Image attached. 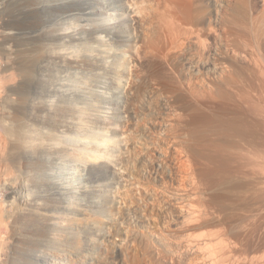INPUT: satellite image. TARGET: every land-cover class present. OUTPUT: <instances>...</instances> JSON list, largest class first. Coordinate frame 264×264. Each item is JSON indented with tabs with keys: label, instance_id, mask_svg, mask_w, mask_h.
I'll return each mask as SVG.
<instances>
[{
	"label": "rangeland",
	"instance_id": "374dc122",
	"mask_svg": "<svg viewBox=\"0 0 264 264\" xmlns=\"http://www.w3.org/2000/svg\"><path fill=\"white\" fill-rule=\"evenodd\" d=\"M140 1L142 2V4H140ZM143 1L144 0H136V3L138 4V11L139 13L141 12L140 16L143 19L142 21L144 22L143 27L140 29V31H138L139 33L138 32L136 33L137 36L135 35V39L138 42L136 43L133 42V43H128V44L125 43V44L119 45V47L117 44L111 45V49L113 50H111L112 57L111 55L110 57L112 59L108 58L109 61L107 64L111 68L112 66L110 65H114L113 66L114 68L112 69L113 70L115 69V71H113V75L111 76L113 77L114 80L119 77V79H116V80L118 81L120 80L119 82L117 81L118 87L124 84L122 88L120 87L118 88L116 83H112V84L111 82H109L110 84L108 82L106 83L105 78L101 76V74H98L96 76V79H97L96 86L97 87L96 86H95L96 88L91 87L93 88L91 89L89 87V84L91 83V80L93 79L92 78L93 73L90 70H88V67L86 66L80 67V66H76L75 64L74 60H78V61L81 60L82 63L87 62V61L88 63L91 61H94L95 59L94 57L97 56V54H99V50L102 51L104 50V48L106 49V47H103V46L96 45V48H95L93 47L94 45L92 44L88 45V43L86 44L83 43L82 47L81 45L79 47L78 46L75 47L72 45V43L70 42L64 43L62 40V42L60 41L56 43L53 42L52 44H50V42L49 43L41 42V43H36V44H22V46L18 47V50L16 49L17 47H14L16 50L12 48L13 52H11V55L8 61H6V59L0 55L1 56L0 57V68L1 67L3 68L5 66L7 68L10 67L11 69L9 68V71H10L9 73H13V75H16L15 77L18 79L17 83H15L16 85L13 84L11 85V87H9V89L11 90H9L8 98L6 100V103L4 104L6 107L5 108L6 111L9 110L7 111V116L9 115L10 117L6 116L3 119L5 120L7 119L6 122L8 124L6 123L5 124L8 126V127L6 126L7 129H10L8 131L10 134L8 135L10 137L9 136L8 137L11 141L10 144L12 145H9L10 149L8 151L9 153L8 160H7L8 162H6L5 160V162L3 163V166H4L3 169L6 171L10 169L9 171L11 175H12V172L13 174H15V175H12L11 178L17 177L19 180H21L26 177L25 178L26 181H30V180L32 181L34 179L33 182L35 183L39 182L38 180H41L40 177L37 178V176L40 175L39 171L46 169V168L48 169V171L49 170L51 171V172L49 171L50 174L48 175L50 178L51 177L53 178V176L55 175L63 176L65 175V173L66 174L68 173L69 174L68 177L70 176V178L73 177L72 179H75V181L73 182L74 183L73 189H67L68 191L65 189L66 192L63 190L62 191L59 190L60 193L65 192V195L62 194V196H60L61 198L60 206L62 205V208L63 207L64 208L63 210L56 212V217L68 216L67 217L68 219L74 217L73 221L76 222L75 223L72 221L71 226L73 225L74 226L73 228H75L78 231H76L75 229L68 230L67 224H66L67 222L64 223L62 220H60L59 222L58 220V223L64 224V225L60 224V229H61L60 231H61V235L64 236L62 238L69 240L68 248H77L83 244V243H80L81 241H79L81 239L79 235L81 234V232L79 233L80 231L79 229H82L83 226L85 227L83 228V230H85L88 228V226H90L91 224H94L95 225L94 228H96L97 231L99 232L108 231L109 233H111V237L113 238L103 241L99 239L97 234L96 235L90 234L91 230L90 231L89 229L86 230V231H89L88 243L92 242L90 243L92 244V246H90V249L93 248L94 251H96L93 254L94 255L93 257L94 258L96 257L93 260L94 264L95 263L96 264L98 263L99 264L100 263L102 264H108V263L109 264H120V263L121 264L122 263L123 264H175V263L176 264H187L184 259L183 250L181 251V249H178L179 246H182V244H184L185 233H188V231L195 232V230L196 232H199V230L202 231L203 228L204 229L206 228L205 230L210 229V228L213 230L216 228L222 229L224 227L223 231H225V233L227 232L228 234L229 233L231 234V231H232L233 233L232 235L235 236L237 234L236 232H240L235 237H238L239 234H240L239 237H241L243 236V233H245L244 226L247 225L246 223H249V220L252 217L251 215H255L257 213L258 211L257 209L259 208V205H260L259 203H257L258 205L257 206L255 203L256 200H254L255 193L258 190L259 181L254 175L255 173H253V170L251 169V164L247 161L248 164H246L245 166L244 162L242 163L243 160L241 159L239 160V157L244 158V157H247L248 155L249 156L254 155V153L252 154V151H251V154H249L250 153L249 149L255 151V149L251 148L254 143L256 144V146L255 144L254 146L255 147L258 146V149L262 145H264L263 144L264 138L262 137L264 136V127H262V125L260 126L262 122L261 118L257 119V117H255L258 120L256 121L254 117H253L254 119L253 120L252 116L251 117L249 116L247 119V120L250 119L248 121V126H249L250 121L251 122L253 121V123L255 121L256 123L258 122L257 124L255 123L253 125H254V128L257 129L258 133L260 134H258L257 131L253 128V125L249 126V128L252 127L250 129L251 131L249 130L248 126L247 127L245 126L244 128L243 126L241 127L238 126L239 129L238 127L236 129L234 127L231 128L230 122H233L234 119L236 121L237 119L235 117L240 116L239 115L240 111H238V109L236 110L234 109L237 107H235L234 102L230 100L231 97L228 99L231 101V103L230 102L227 103L228 100L222 97V96L225 97V95L224 94L222 95L223 92L220 94L221 91L219 92L221 97L216 93L220 97L219 99L217 95L213 97L215 100H213L212 97L207 98V96L210 97L213 94L211 93V91L212 92L216 91L217 88L215 87L219 88L221 86L220 84L221 82L225 86V83L227 84V82L224 83L222 79L225 78L230 73L231 74L229 76L233 77L231 78L232 81L231 79H229L230 83L234 81L233 79L235 75L232 76V74H234L232 73L234 71V68L236 69L238 68L240 69V71L243 70L239 68L241 67L239 65H237V67L233 66V68L231 69L233 63L232 62L230 63V61L228 62V60H231L228 57H230V55L232 54V51L233 52L236 51L235 48L237 47V45L238 47H240L239 45L241 44L242 46L243 42L244 44H245V41L248 43L250 42L252 46L253 45L256 46V47L254 46L255 47L254 49L258 48L256 51H258L259 54H262L264 56V51H262L261 47H258L262 43L261 39L264 38L262 37L264 36L263 35L264 34V2H263L264 0H191L193 4L190 3V0H186V1L185 0H179V1L178 0L177 1L176 0H148V1L145 0L147 1V3ZM193 1H195L196 3H194ZM250 1L253 4H251ZM188 7L190 8V10L188 9ZM139 8L141 9L144 8V9L141 10ZM186 8L189 12L188 14L189 15L191 14V17L188 14H186L187 12L185 13V11H187ZM115 12L116 11H109V14L115 13ZM109 14H104L102 16L96 17L98 19L96 20V23L98 22L100 24H103L105 22L110 23L109 21H114V18H111ZM180 14L182 15L180 16ZM146 15L147 17H145ZM186 15H188L190 18H187L188 16L186 17ZM197 15L201 17H198ZM192 16L196 20H199V19L200 20L197 22H193V23L191 21L190 23L189 19L193 18ZM169 18L171 19L175 18L176 20H179V21L180 20L183 21L184 19V23H186L184 24L185 25L184 28H188L189 26H195L196 28L198 27L197 30L199 31L201 30L200 31L201 33L202 31H205L204 34H206V36L202 33L201 36L204 35L205 37L201 40L202 42L206 41L207 43L193 42L194 44H192V40L190 38L191 34L190 36L189 34H186V35L184 34V39H181V41L179 40L174 43L172 41L169 42L170 39L165 33L164 24H163ZM203 18L205 19L203 20ZM80 23L81 22H78L73 18H68L67 16H63V15H57L56 17L53 18V21L49 23L46 30L52 33L59 32L60 35L62 34L63 37H66L67 33H69L68 31H70L74 27L78 29ZM87 24L88 23H86L85 25ZM144 26L146 29L144 28ZM199 28H202V29H199ZM211 32H213V34ZM157 33H159V36ZM215 34L219 35L220 37L217 35L215 36ZM212 35L214 36V39L212 38L213 37ZM215 38H217V42L215 41ZM181 42H182V45H181ZM197 43L199 44L197 45ZM201 44H204V47ZM202 47L204 49H202ZM238 47L236 48L237 50L239 49ZM199 48L203 53L199 50ZM146 50L148 52H146ZM95 51L96 52L98 51V52L96 53ZM108 51H110V48H108ZM204 51L206 52L204 53ZM81 54H83L84 57H82L83 55ZM137 54H139L140 56L143 55L141 56L140 60L137 59L139 61H136L135 59V56ZM147 55L149 58L147 57ZM143 57L146 59H144ZM226 57L228 58L227 61H226ZM126 62L127 63L132 62L133 64L131 63V66L133 68L130 66V71H128L129 73L127 72V74H123L122 68L124 65H126ZM226 62H227L228 67L226 66ZM93 63L92 64L95 65V61ZM134 63L136 65H134ZM7 64H10V65L8 66ZM214 65L215 66L220 65V67H222L224 70L223 73L221 72L217 73L219 77H217L218 75L214 74V71H213ZM115 66L117 67L115 68ZM84 68L86 69L84 70ZM225 70H228L226 71L228 72L227 74ZM134 71L135 72L137 71V72L135 73ZM237 71H238L237 76H236L237 78L235 77V79H238V78L241 79L240 78L241 74L239 73L240 71L239 70ZM98 73L100 72L98 71ZM114 73L115 74L117 73L118 75L116 76ZM221 75L222 77H220ZM213 76H215L214 78L216 77L217 79L219 78L218 81L220 83L216 79H215L216 80L215 82V80L213 79ZM41 79L45 80L44 83L46 84V86L44 87L45 89L42 88V90L37 91L35 89L36 87L33 88L32 86H36V84H38ZM101 81L103 82L101 83ZM213 81L216 83V85L218 82L219 86H215L214 85L215 83H212ZM31 82L34 84L32 85ZM207 82L210 85L209 87H208ZM26 85L27 86L29 85V86L27 87ZM205 85H207V87ZM23 86H26V87H23ZM124 86L126 87V89ZM202 87L203 88L205 87L207 89H203ZM211 87L213 88L211 89ZM15 88H17L18 90ZM206 90H208L209 93ZM218 91L219 90H217L216 92ZM207 93L210 94V96ZM228 97L229 96H226V98ZM216 99L220 101L217 100V102H215ZM222 99L223 101H221ZM211 102H213L214 104ZM229 112L231 114H229ZM233 114H236L237 116ZM226 117L227 118L229 117V118L227 119ZM3 119L0 120V122L2 121L5 122ZM230 119H232V121ZM12 122H25V125H27L26 128L28 129L27 132L25 131L26 133L24 132V135H25L24 138L26 140L24 138L22 139V136H24L23 134H20L21 135L20 136L17 132V129H15V127L13 128V126H10V123ZM159 122H161V124ZM162 122L163 124H167V125L169 123L168 127L164 128L163 126H161ZM251 122L250 124H252ZM263 122H264V119H263ZM228 125H230V127H228L227 129ZM85 126L91 128L90 132L87 134H85L83 130ZM257 126L258 127L260 126V129L262 128V131H260V129H258ZM241 128L243 129V131L241 130ZM237 129L239 130L240 133L238 132ZM29 130L30 132H28ZM225 132L226 133L228 132V133L226 134ZM229 132H230V135H229ZM237 133L241 134V135H238V138L236 136ZM244 133L245 134L248 133V134H246V136L244 137L245 135ZM93 136L94 138L95 136H97L96 137V139L98 138L97 142L101 144L103 143L107 146L109 145L108 148L110 147L111 152L109 155L108 154L104 155L105 156L104 161H107V160L109 161L107 163L109 164L108 166L110 167V170L112 172L113 170H115V169H111V166H113L112 168L117 167L116 170L118 169L120 171L125 172L128 177H126L127 179H125L124 181H119L117 179V176L111 173L109 174L110 176H107L106 178L102 179L100 182L92 185V186L98 185V188L94 187L93 189H96V191L99 190L100 192V194L99 192L96 193L98 194V196H91V197H94V199L91 198V200L93 199L92 201H99L100 199L101 202H99L98 205H96L99 210L95 209L92 213L88 212V215H84V216L83 215L78 216V213L77 215H74V214L66 215V214H69V212L72 213V211H69L70 209L71 210L73 209V212L74 210L75 211L77 210L76 209L78 208L77 203L79 201L78 192L80 191L81 187L86 184L90 185V183H88L89 180H87L88 177L84 175L82 165H80V163L88 160L87 156L90 157L89 153H92L90 152L91 149H89L91 148V146L89 145V147H85L84 144L87 146L88 145L87 143L93 140L92 139ZM231 136H235L236 138L234 137L230 138ZM260 136L262 137V140ZM259 137H260V140H259ZM244 138H246L247 140ZM244 140L246 141L247 144L243 142ZM212 142H214V147L216 148L218 147L217 149H220V151L223 154L226 153L227 155L222 156L223 154L221 153L222 154L221 156L223 158L220 156L217 157L218 156L217 154H219L220 152L216 151L218 152L216 154V152L214 151L216 148L211 147L213 146ZM237 142L239 143L241 142L243 144H239ZM256 142L257 143L262 142L261 143L262 145L260 144L258 145ZM215 143H218V144H215ZM248 143L251 144L250 145L251 147L248 145ZM155 145L158 146L160 149L162 148V152H164L163 153L164 155L161 160L162 161L161 167L160 169H158L159 171L158 170L156 171V167H155L156 166L155 164L156 157H155V152H154V148L156 147ZM221 145H225L230 148H227L228 149L227 150L225 149V146L221 147ZM240 145H243V146H240ZM244 145L247 146L246 148H249L247 149L249 151L246 153L245 151L247 150H243V151L240 150V149L245 148ZM210 147L213 149L210 150ZM235 147L238 149H236ZM184 148L185 149L187 148V151H190L189 152L190 155L191 153L193 154L192 155L193 161L195 160V162H193L195 163L193 165V168L194 166L196 168V169L194 168L195 171L193 169L194 173L200 172L201 174L202 172L207 170L208 173H206V171L204 172L206 173V175L204 173H203L204 176L200 175L202 179L204 177H206V179H209L207 177L208 176L207 174H209V177H211V175L214 174L215 170H216L215 172H217V168L214 167L215 170L213 168H210L211 164H213L211 165L212 167L213 166L219 167L222 164L220 162L225 159L227 162L225 160L224 161L227 164L225 165V162L223 164L225 166H229V163L231 162V160H233L234 157L236 158V156L234 155H237V154H239L238 160H236L235 158L234 159L236 162L237 161L238 162H237V165L235 163V167L234 166L233 167L234 169L236 168L235 170H237V168H242L240 166H243V168L246 167L247 171L245 168L244 169H245V176L247 178L243 176L244 175V173H242L244 172L243 168H242L243 169L242 172L240 171L243 175L236 174L237 172L239 173L240 169H238L237 172L234 171L231 165L232 163H230L231 171L229 172L230 174H232V170L234 172L233 173L234 175H232L233 177L228 176L230 179L227 176H225L229 174L225 171V169H228V168H225V169L223 168V170L227 174L223 172V170L219 169L220 177L218 175H215L217 173L214 174L215 176H212V177H215V179L219 178V181H220L219 182L218 179L217 180L214 179L213 181H215L216 183L213 182V184L208 183L206 179L202 180L200 177H199L200 179H198L196 175L199 176V174L195 173V178H196L195 181L196 183L198 181V183L190 187L187 182L184 183V180H183L184 176L181 175L182 173L184 174V168H183L184 163H185L184 160L186 159L185 156L187 154L186 153L187 151ZM234 148L236 151L235 150L233 151ZM258 149L256 148V150ZM225 150L226 152H223ZM238 150H240L241 152ZM263 150H264V146L261 149H259L258 152L256 151L257 153L255 152V154H258V153L264 154ZM33 151H35L36 154ZM261 151L263 152L261 153ZM26 152L30 153V155ZM32 152H33V155L35 154L34 155L35 157L31 154ZM78 152L82 154V157H81L82 159L79 157V155H77L79 154ZM208 152H211L209 154L211 158L210 157L208 158H210L211 160L214 159L213 161L209 159L212 162V163H209L210 161L208 162L209 166L207 163V159L204 158L205 154L207 155ZM232 152L234 153V155H232L233 154ZM24 154H25V157H24ZM199 154H201L202 156L204 155V156L202 157ZM69 155L70 157H68ZM225 156L230 161L229 163H228V160L225 158ZM231 156H233V158H231ZM99 158L100 157L96 159H92V161H94L97 164H100L101 158L100 159ZM78 160H80V162ZM217 160H220L218 161V164L220 163L219 166H217L218 164L214 165L213 163L214 161H217ZM5 163H7L9 168ZM221 166L223 167V165ZM206 167H208V169ZM202 168H204V170ZM248 169H251V171ZM35 170L37 171L35 172ZM209 170L211 172H209ZM228 170H230V168ZM30 171H33V172H30ZM154 171L157 172V175ZM25 172H28L27 174L31 173V175H27ZM246 172H250V175L252 176L254 175L252 179L255 182H258L256 183L257 187H256V184H254V181L253 180L251 181V179H249L250 175L247 176L249 173H246ZM223 173H224V176H223ZM16 174H18V176H16ZM220 174L222 175V177ZM20 175H23V177ZM30 176L35 177V178H31ZM155 176L157 178H155ZM235 176H240V177H235ZM224 177L225 178L227 177L228 181H226L227 178L226 180L223 179ZM180 178L182 179L183 182L181 181ZM35 179H38V180L36 181ZM210 179H211L210 181L212 182L213 178H210ZM178 180L180 181V183ZM223 180L226 182L223 183ZM199 181L201 182L200 185H199ZM202 181H204L205 183L203 184ZM109 183H113L112 185H114L113 191L115 195L114 193L111 194L109 192H106L105 188H99V186L103 184L106 185ZM183 183L185 184V186L186 185L187 186L185 187ZM198 185L200 186V188L197 187ZM175 190H176V193H175ZM18 191L21 192L20 189L18 188L14 192L18 194L19 193ZM102 191H104V193ZM36 193L37 192H34V191L31 192V196H34L33 198L36 199V197L38 198L40 195H42L43 199H41L42 197L41 198L39 197L40 198L39 203L40 204L45 203V205H48L49 201L45 199V197L43 196L45 194L43 193L36 194ZM10 194H11V190H9L7 186L3 184L0 185V201L1 203H4L2 204V206L5 207V209L4 207H2L3 211L1 212V214L3 212L4 213L2 215L3 219L0 220V222H2L0 223V248H1L0 249V264L2 262L3 264H9V261L11 262V259H12L11 252L13 251L12 247L14 248L15 242L24 241L26 239V235L28 237L27 239L28 241H33L37 239L33 237L34 231L36 233H41L42 235L43 218L44 219L48 218L47 211H44V210L41 211L42 209L39 210L37 208H34L32 209L34 211L31 212L30 210H28L27 207L24 208V206H21L17 200L11 198V196H14V195H10ZM194 194L195 195L198 194L197 196L199 198H197V196H194ZM191 195L194 196L193 198H196V199L191 198ZM108 196L110 199H112L110 202L108 200L107 201L101 200V198L108 199ZM184 196L185 198L187 197L186 200ZM190 199H191L190 203L193 204L194 206L196 205L197 206L196 208L199 211L201 209L203 211L206 210L203 213L205 214L207 212L208 214L207 215L202 214V210H201L200 214L202 215V218H203L200 220L201 223H199V221H195L193 223H190V225L189 224L184 225V223H180L177 220V218L175 217L176 216L175 213L177 212V210L178 211L181 210V212L182 211L184 212V209H185L184 207H186L185 204H188L189 202L188 200ZM199 199L200 201L198 203H201L200 205L197 204V201ZM250 199L252 201H250ZM3 200H5V202ZM9 200L11 203L7 202ZM13 201L16 203H14ZM185 201H188V202L186 203ZM193 201L195 202V204ZM80 203H83V202H80ZM166 203H168L167 206H166ZM8 204H9L8 208L11 207L10 209L7 208ZM252 205L253 206L255 205V206L253 207ZM172 207L174 208V210ZM205 207L206 209H204ZM65 208H68L69 210H66ZM79 208L81 209L82 207L80 206ZM254 208H257V209H254ZM250 210L251 211L253 210V213ZM19 212H23V214ZM42 212H44L43 215L41 214ZM25 214H27L28 216L30 215V216L29 217L24 216ZM203 215L204 217L205 216H208V217L204 218ZM27 217H28V220H27ZM4 218L6 221L4 220ZM20 220L23 222H21ZM29 221L31 222L32 226L31 224H29L30 223ZM236 227L238 230L236 229ZM226 230H228L229 232ZM234 232H235V235H234ZM44 234H45L44 237L39 238L41 240L42 245L44 246L43 248L44 250H45V247H49V246H51L50 249L59 248L58 246L59 243H57L58 242L57 239L56 238L54 239L55 236H59V235H56L53 232H50V233L44 232ZM127 234L129 236H127ZM159 238H161L162 241ZM112 241H119V242H112ZM159 242L160 243L162 242V243L160 244ZM164 243H166V245ZM117 244L120 245V248ZM121 246H123L124 249L123 247L121 248ZM114 247L118 249L115 250ZM43 249L40 248L41 251ZM115 251H118L121 253L122 259H119L120 253L118 252L115 253ZM124 252H125V255H124ZM84 255H88V252L86 254L84 253ZM124 256L126 258H124Z\"/></svg>",
	"mask_w": 264,
	"mask_h": 264
},
{
	"label": "bare ground",
	"instance_id": "6f19581e",
	"mask_svg": "<svg viewBox=\"0 0 264 264\" xmlns=\"http://www.w3.org/2000/svg\"><path fill=\"white\" fill-rule=\"evenodd\" d=\"M145 1V0H144ZM143 1V2H144ZM148 1V0H147ZM147 1H145V3H147ZM177 1V0H176ZM179 1V0H178ZM186 1V0H185ZM175 2V1H174ZM182 2V1H181ZM194 3H196L195 1H193ZM264 2V1H263ZM186 3V2H185ZM190 3H192V1L190 0ZM250 3H251V1H250ZM140 4H142V2L140 1ZM193 4V3H192ZM251 4H253V3H251ZM255 4V3H254ZM164 5V4H163ZM168 5V4H167ZM181 5V4H180ZM189 5V4H188ZM197 5V4H196ZM142 6V5H141ZM140 6V7H141ZM190 6H191V4H190ZM256 6V5H255ZM254 7V6H253ZM184 8V7H183ZM139 9H141V8H139ZM142 9H144V8H142ZM141 9V10H142ZM153 9V8H152ZM185 9V8H184ZM188 9L190 10V8L188 7ZM140 10V11H141ZM163 10V9H162ZM186 10H187V8H186ZM109 11H116L115 13H110L109 14ZM193 11V10H192ZM192 11H190V12H192ZM195 11V10H194ZM168 12V11H167ZM183 12V11H182ZM181 12V13H182ZM187 12V13H186ZM141 13V12H140ZM140 13H139V11H138V4L136 3V0H0V55L1 56H3L5 59H6V61H8L9 60V58H10V55H11V52H13L12 51V48L13 49H15L14 47H17L16 49L18 50V47L19 46H22V44H36V43H41V42H50V44H52L53 42L54 43H56V42H62V40H63V42L64 43H68V42H70V43H72V45L73 46H75V47H79L80 45H81V47L83 46V43H88V45L90 44H92V45H94L93 47H95L96 48V45L97 46H103V47H106V49L104 48V50H99V49H97V50H99V54H97V56H93L95 59H94V61H95V65H93L94 63V61H91V62H89L88 63V61L87 62H83L82 63V61L81 60H74L75 61V64H76V66H80V67H83V66H86V67H88V70H90L93 74H92V80H91V83L89 84V87L91 88V87H95L96 86V83H97V79H96V76L98 75V74H101V76H103L104 78H105V81H106V83L108 82H111V84L112 83H116L117 84V87H118V83H117V81L118 80H116V79H119V77L118 78H116L115 80L113 79V77L111 76V75H113V71H115V69L113 70L112 68H114L113 66L114 65H110V66H112V68L111 67H109V65L107 64L108 63V58H111L112 57V51L111 50H113V49H111V45L112 44H117L118 45V47H119V45H122V44H125V43H136V42H138V41H136V39H135V35H136V33L138 32V31H140V29L143 27V19L141 18V16H140ZM143 13V12H142ZM166 13V12H165ZM185 13L186 14H188L189 12H188V10L187 11H185ZM227 13V12H226ZM104 14H109L110 16H111V18H114V21H109L110 23H103V24H100V23H96V20H98L96 17H98V16H102V15H104ZM169 14H170V12H169ZM57 15H63V16H67L68 18H73V19H75L76 21H78V22H81L80 23V25H79V27H78V29L77 28H73V29H71L70 31H68L69 33H67V36L66 37H63L62 36V34L60 35V33L59 32H54V33H52V32H48L47 30H46V28L48 27V25H49V23H51L52 21H53V18L54 17H56ZM164 15V14H163ZM178 15V14H177ZM182 14H180V16H181ZM189 15V14H188ZM188 15H186V17L188 16ZM199 15V14H198ZM197 15V16H198ZM190 17H191V14L189 15ZM187 17V18H190V17ZM234 16V15H233ZM237 16V15H236ZM94 17H95V19H94ZM145 17H147V15L145 16ZM161 17H162V15H161ZM171 17V16H170ZM182 17H184V16H182ZM193 17V16H192ZM198 17H201V16H198ZM175 18H177V17H175ZM171 19V18H169V19H165L166 21H165V23H163L164 24V30H165V33H166V35L169 37V39H170V41L169 42H177V41H181V39H184V34L186 35V34H189V36H190V34H191V36H190V38H191V40H192V44H194L193 42H199V43H201L202 42V40L201 39H203L205 36H206V34H204V32L205 31H202V33L205 35H203V36H201V30L199 31V30H197V28L195 27V26H189L188 28H184V24H186V23H184V19H183V21H179V20H176V19ZM181 18V17H180ZM145 19V18H144ZM192 19V20H191ZM191 19H189L190 20V23H191V21H192V23L193 22H197V21H199V20H196L194 17L193 18H191ZM205 18H203V20H204ZM209 19V18H208ZM229 19V18H228ZM236 19H237V17H236ZM153 20V19H152ZM188 20V19H187ZM225 20V19H224ZM230 20V19H229ZM249 20V19H248ZM162 21V20H161ZM206 21V20H205ZM228 21V20H227ZM189 22V21H188ZM86 23H88L87 25H85ZM189 23V24H190ZM200 23V22H199ZM202 23H203V21H202ZM259 23V22H258ZM147 24V23H146ZM145 24V25H146ZM162 24V25H163ZM188 24V25H189ZM198 24V23H197ZM196 24V25H197ZM201 24V23H200ZM193 25H195V24H193ZM211 25V24H210ZM224 25V24H223ZM248 26V25H247ZM257 26V25H256ZM162 27V26H161ZM144 28H145V26H144ZM210 28V27H209ZM146 29V28H145ZM199 29H202V28H199ZM220 29V28H219ZM261 29V28H260ZM144 30V29H143ZM162 30V29H161ZM206 30V29H205ZM251 30V29H250ZM263 30V29H262ZM155 31H156V29H155ZM240 31V30H239ZM246 32V31H245ZM248 32V31H247ZM65 33V32H64ZM139 33V32H138ZM162 33V32H161ZM208 33H210V32H208ZM212 34H213V32H211ZM253 33H254V31H253ZM158 34V36H159V33H157ZM245 34V33H244ZM64 35V34H63ZM209 35H211V34H209ZM217 34H215V36H216ZM256 35V34H255ZM264 35V34H263ZM137 36V35H136ZM146 36V35H145ZM213 36V35H212ZM217 36H219V35H217ZM236 36V35H235ZM254 36V35H253ZM202 37V38H201ZM220 37V36H219ZM246 37V36H245ZM255 37V36H254ZM258 37H259V35H258ZM262 37H264V36H262ZM160 38H162V37H160ZM213 39H214V36L212 37ZM218 38V37H217ZM217 38H215V41L217 42ZM237 38V37H236ZM252 38V37H251ZM155 39V38H154ZM209 39V38H208ZM213 39H212V41H213ZM220 39V38H219ZM256 39V38H255ZM137 40H138V38H137ZM262 40V43L261 42H259V43H261V45L260 46H258V47H261L262 48V51H264V38L263 39H261ZM152 41V40H151ZM163 41V40H162ZM215 41H214V43H215ZM234 41V40H233ZM251 41V40H250ZM157 42H158V40H157ZM161 42V41H160ZM187 42V41H186ZM191 42V41H190ZM207 43L206 41H203L202 43ZM211 42V41H210ZM237 42V41H236ZM252 42V41H251ZM167 43V42H166ZM199 43H197V45L199 44ZM218 43H220V42H218ZM239 43V42H238ZM43 44V43H42ZM49 44V45H50ZM139 44V43H138ZM151 44V43H150ZM157 44V43H156ZM180 44V43H179ZM196 44V43H195ZM210 44V43H209ZM217 44V43H216ZM237 44V43H236ZM55 45V44H54ZM146 45V44H145ZM172 45V44H171ZM170 45V46H171ZM181 45H182V42H181ZM201 45H203V47H204V44H201ZM200 45V46H201ZM232 45V44H231ZM124 46V45H123ZM122 46V47H123ZM130 46V45H129ZM140 46V45H139ZM240 47H238V45H237V47L239 48L238 50L235 48V50L236 51H232V54L230 55V53H229V55H230V57H228V58H230L231 60H228V62L230 61V63L232 62L233 64H232V67H231V65H230V67H231V69L233 68V66H235V67H237V65H239V66H241V67H239V68H241V69H243L242 71H240V69H236V68H234V71L232 72V73H234V74H232V76H234V81L233 82H231L230 83V80L229 79H231V78H233V77H230L229 75L231 74H229V75H224V76H226L225 78H223L222 79V81H224V83L225 82H227V84L225 83V86L223 85V83L221 82H219L218 80H219V78L217 79V77H219V75L217 74L218 72H221V73H223L224 72V70H223V68L222 67H220V65L218 66H215L216 65V63H215V65L213 66L214 67V69H213V71H214V74H216V75H218L216 78H214L215 76H213V79L215 80H217L220 84H221V86L218 88V87H215V88H217V90H219L218 92H216V91H214V92H212L211 91V93H213L211 96H210V94H208L209 92H208V90H206L208 93V95L210 96V97H208L207 96V98H211L212 97V99L213 100H215L213 97L215 96V95H219L220 97H221V93H222V95L224 94L225 95V97L224 96H222L224 99H229L230 97V100H232L233 102H234V105H235V107H237V108H234L235 110L236 109H238V111H240L239 112V115L240 116H238V117H235L237 120L236 121H238V122H236L235 121V119H234V121L233 122H230L231 123V128H237L238 126H243V128L246 126H248V121L250 120H247L248 119V117L250 116H252V119H253V117H254V119H256L255 117H257V119L259 118H261V121L263 122V119H264V56L262 55V54H259L258 53V51H256L257 49H254L256 46L255 45H251L250 44V42L248 43V42H246L245 41V44H244V42H243V45L241 46V44L239 45ZM255 46V47H254ZM145 47V46H144ZM156 47V46H155ZM164 47V46H163ZM194 47V46H193ZM202 47V49H204ZM211 47V46H210ZM215 47V46H214ZM44 48V47H43ZM92 48V47H91ZM108 48H110V51H108ZM121 48V47H120ZM125 48V47H124ZM137 48V47H136ZM140 48V47H139ZM201 48V47H200ZM200 48H199V50H200ZM15 49V50H16ZM24 49V48H23ZM169 49H170V47H169ZM197 49H198V47H197ZM196 49V50H197ZM207 49V48H206ZM115 50V49H114ZM129 50V49H128ZM139 50V49H138ZM150 50V49H149ZM155 50H157V49H155ZM154 50V51H155ZM212 50V49H211ZM122 51V50H121ZM165 51V50H164ZM201 51V50H200ZM208 51V50H207ZM15 52V51H14ZM39 52V51H38ZM96 52V51H95ZM98 52V51H97ZM96 52V53H97ZM140 52H141V50H140ZM139 52V53H140ZM146 52H148L147 50H146ZM202 52V51H201ZM206 51H204V53H205ZM260 52V51H259ZM46 53V52H45ZM164 53V52H163ZM172 53V52H171ZM203 53V52H202ZM147 54V53H146ZM150 54V53H149ZM197 54V53H196ZM53 55V54H52ZM65 55V54H64ZM73 55V54H72ZM81 55H83V54H81ZM90 55V54H89ZM89 55H87V56H89ZM110 55H111V57H110ZM134 55H135V53H134ZM188 55V54H187ZM0 56V57H1ZM77 56V55H76ZM86 56V57H87ZM141 56H143V55H141ZM141 56L139 55V54H137L136 56H135V59H136V61H139L140 59H141ZM155 56V55H154ZM167 56V55H166ZM41 57V56H40ZM43 57H45V56H43ZM78 57V56H77ZM82 57H84V55L82 56ZM92 57V58H93ZM147 57H148V55H147ZM65 58H67V57H65ZM69 58V57H68ZM74 58V57H73ZM72 58V59H73ZM92 58H91V60H92ZM144 58V57H143ZM142 58V59H143ZM149 58V57H148ZM170 58V57H169ZM227 57H226V61H227V59H228ZM78 59V58H77ZM81 59V58H80ZM112 59V58H111ZM121 59V58H120ZM137 59H139V60H137ZM144 59H146V58H144ZM203 59V58H202ZM134 60V59H133ZM148 60V59H147ZM151 60V59H150ZM149 60V61H150ZM170 60V59H169ZM198 60V59H197ZM86 61V60H85ZM161 61V60H160ZM196 61V60H195ZM194 61V62H195ZM2 62V61H1ZM10 62V61H9ZM62 62V61H61ZM60 62V63H61ZM122 62V61H121ZM141 62H142V60H141ZM168 62V61H167ZM216 62V61H215ZM93 63V64H92ZM132 63V62H131ZM131 63H127L126 62V65H124L123 66V68H122V71H123V74H127V72L128 71H130V66H131ZM149 63V62H148ZM220 63V62H219ZM130 64V65H129ZM133 64V63H132ZM8 66L10 65V64H7ZM108 65V66H107ZM134 65H136L135 63H134ZM141 65V64H140ZM229 65V64H228ZM27 66V65H26ZM75 66V67H76ZM226 66H227V62H226ZM79 67V68H80ZM117 66H115V68H116ZM132 67V66H131ZM228 67V66H227ZM10 68V67H9ZM9 68H7L6 66L5 67H1L0 68V120H2L3 118H5L6 116H7V111H9V110H7L6 111V107H5V103H6V100H7V98H8V93H9V90H11V89H9V87H11V85H13V84H15V83H17V81H18V79L15 77L16 75H13V73H9L10 71H9ZM95 68V69H94ZM133 68V67H132ZM131 68V69H132ZM136 68H138V67H136ZM11 69V68H10ZM86 68H84V70H85ZM168 69V68H167ZM225 69V68H224ZM231 69H229V70H231ZM134 70V69H133ZM132 70V71H133ZM136 70V69H135ZM139 70V69H138ZM236 70V71H235ZM237 70H239L240 72V78L241 79H235V77L237 76V73H238V71ZM97 71V72H96ZM98 71L100 72V73H98ZM143 71V70H142ZM226 71H228V70H225V72ZM120 72V71H119ZM135 72V71H134ZM137 72V71H136ZM135 72V73H136ZM212 72V71H211ZM231 72V71H230ZM118 73V72H117ZM115 74L116 76L118 75V74ZM122 73V72H121ZM129 73V72H128ZM134 73V74H135ZM143 73V72H142ZM146 73V72H145ZM228 72H226V74H227ZM212 74V73H211ZM220 74V73H219ZM43 75V74H42ZM129 75V74H128ZM133 75V74H132ZM140 75V74H139ZM165 75V74H164ZM223 75V74H222ZM222 75L220 76V77H222ZM211 76V75H210ZM239 76V75H238ZM54 77V76H53ZM84 77V76H83ZM88 77V76H87ZM95 77V78H94ZM145 77V76H144ZM170 77V76H169ZM212 77V76H211ZM25 78V77H24ZM103 78V79H104ZM129 78V77H128ZM127 78V79H128ZM208 78V77H207ZM237 78V77H236ZM91 79V78H90ZM145 79V78H144ZM206 79V78H205ZM226 81H225V80ZM227 79H228V81H227ZM74 80V79H73ZM131 80V79H130ZM141 80V79H140ZM189 80V79H188ZM209 80V79H208ZM212 80V79H211ZM216 80H215V82H216ZM220 80H221V78H220ZM252 80V81H251ZM104 81V80H103ZM103 81H101V83L103 82ZM120 81V80H119ZM118 81V82H119ZM205 81V80H204ZM203 81V82H204ZM210 81V80H209ZM208 81V82H209ZM231 81H232V79H231ZM24 82V81H23ZM45 82V80H43V79H41L40 80V82L38 83V84H36V86H32L33 88L34 87H36L35 89L38 91V90H42V88H44L45 86H46V84L44 83ZM90 82V81H89ZM122 82V81H121ZM207 82V83H208ZM214 81L212 82V83H215ZM217 82V85H216V83L214 84L215 86H219L218 83ZM26 83V82H25ZM24 83V84H25ZM30 83V82H29ZM32 83V82H31ZM44 83V84H43ZM210 83V82H209ZM209 83H208V87L210 86L209 85ZM19 84V83H18ZM34 83H32V85H33ZM110 84V83H109ZM121 84V83H120ZM119 84V85H120ZM127 84V83H126ZM203 84V83H202ZM16 85V84H15ZM98 85V84H97ZM124 85V84H123ZM122 85V86H123ZM201 85V84H200ZM213 85V84H212ZM223 85V86H222ZM27 86V85H26ZM26 86H23V87H26ZM29 86V85H28ZM27 86V87H28ZM108 86V85H107ZM111 86V85H110ZM113 86V85H112ZM122 86H119L120 88H122ZM128 86V85H127ZM190 86V85H189ZM193 86V85H192ZM202 86V85H201ZM206 87H207V85H205ZM13 87V86H12ZM15 87V86H14ZM18 87V86H17ZM97 87V86H96ZM95 87V88H96ZM114 87V86H113ZM116 87V86H115ZM118 87V88H119ZM125 87V86H124ZM124 87H123V89H124ZM214 87V86H213ZM213 87H211V89L213 88ZM89 88V89H90ZM203 88V87H202ZM13 89V88H12ZM15 89H17V88H15ZM45 89V88H44ZM91 89H93V88H91ZM125 89H126V87H125ZM128 89V88H127ZM190 89H192V88H190ZM203 89H207V88H203ZM210 89V90H211ZM18 90V89H17ZM129 90H130V88H129ZM14 91V90H13ZM20 91V90H19ZM194 91V90H193ZM203 91V90H202ZM201 91V92H202ZM221 91V92H220ZM191 92H192V90H191ZM219 92H220V94H219ZM135 93V92H134ZM206 93V92H205ZM205 93H204V95H205ZM217 93V94H216ZM197 94V93H196ZM203 95V96H204ZM217 95V96H218ZM218 96V99L220 98ZM226 96H229L228 98H226ZM24 97V96H23ZM199 97V96H198ZM201 97V96H200ZM92 98V97H91ZM216 98V97H215ZM197 99V98H196ZM199 99V98H198ZM201 99V98H200ZM205 99V98H204ZM218 99H216V101L215 102H217V100ZM16 100V99H15ZM210 100V99H209ZM226 100V101H227ZM230 100H228V102L227 103H231V101ZM207 101H208V99H207ZM218 101H220V100H218ZM221 101H223V99L221 100ZM202 102V101H201ZM225 102V101H224ZM203 103H204V101H203ZM211 103H213V102H211ZM222 103V102H221ZM163 104V103H162ZM168 104V103H167ZM214 104V103H213ZM225 104V103H224ZM82 105V104H81ZM6 106H7V104H6ZM105 106V105H104ZM166 106V105H165ZM212 106V105H211ZM107 107V106H106ZM163 107V106H162ZM167 108V107H166ZM128 109V108H127ZM225 109V108H224ZM232 110V109H231ZM110 112V111H109ZM165 112V111H164ZM169 112V111H168ZM226 112V111H225ZM231 112V111H230ZM229 112V114H231ZM129 113V112H128ZM170 113V112H169ZM232 113H233V111H232ZM21 114V113H20ZM107 114V113H106ZM163 114V113H162ZM165 114V113H164ZM233 115H235V116H237L236 114H233ZM9 116V115H8ZM7 116V117H8ZM246 116H247V118H246ZM10 117V116H9ZM87 117V116H86ZM131 117V116H130ZM227 118V117H226ZM229 118V117H228ZM227 118V119H228ZM224 119V118H223ZM253 119V120H254ZM256 119V121H258ZM5 122H0V185H5V186H7L8 187V189L9 190H11V194L10 195H14V196H11V198H13V199H15V200H17L19 203H20V205L21 206H24V208L25 207H27L28 208V210H30L31 212L32 211H34V210H32V209H34V208H37V209H39V210H41V211H47V219L45 218H43V221H42V219H41V221H42V228H43V230H42V235H41V233H36L35 231H34V238H37V239H35V240H33V241H28L27 239H28V237H27V235H26V239L24 240V241H17V242H15V244H14V248L12 247V249H13V251L11 252L12 253V259H11V262L9 261V264H92V262H93V260L96 258H94L93 256V254H94V252H96V251H94V249L93 248H91L90 249V246H92V244H90V243H92V242H90V243H88V240H89V231L91 230V233L90 234H97L98 235V237H99V239L100 240H103V241H105V240H108V239H110V238H113V237H111V233H109L108 231L107 232H99V231H97L96 230V228H94V224H91L90 226H88V228L87 229H85V230H83V228H85L84 226H83V228L82 229H79L80 231H79V233L81 232V234H79L80 235V238L82 239H80L79 241H81L80 243H83L82 245H80V247H77V248H68V241L69 240H66V239H63L62 237H64L63 235H61V229H60V224H63V223H58V220H59V222H60V220H62L64 223H66L67 224V229L69 230H74L75 228H73L74 226L72 225L71 226V224H72V221L74 220V217H72V218H70V219H68L67 217L68 216H59V217H56V212H59L60 210H63V208H62V205L60 206V202H61V198H60V196H62V194L63 195H65V192H66V190L67 189H73V187H74V181H75V179H72V178H70V176L68 177V173L66 174L65 173V175H63V176H61V175H59V176H53V178L51 177H49L48 175L50 174V172L48 171V169L46 168V169H43V170H40L39 172H40V175H38L37 176V178H41V180H38V179H35L36 181L38 180L39 182H37V183H35V182H33V180L31 181H26L25 180V178L24 179H21V180H19L17 177H13V178H11V176L12 175H15V174H13V172H12V175H11V173H10V169L8 170V168H9V166L7 165V163H5L7 166H8V168H7V170L9 171H6V170H4L3 168H4V166H3V163L5 162V160H6V162H8L7 160H8V156H9V153H8V151H9V145H12V144H10L11 143V141H10V139H9V130L10 129H7V125L6 124H8L6 121H7V119L5 120V119H3ZM97 120V119H96ZM231 121H232V119H230ZM241 121V122H240ZM247 121V122H246ZM256 121L253 123V121L251 122L252 124H250V122H249V126L251 125H253V124H255L256 123ZM262 122H261V124H260V122H259V124H260V126L262 125V127H264V122H263V124H262ZM6 123V124H5ZM70 123V122H69ZM160 124H161V122H159ZM164 123H165V121H164ZM168 123V122H167ZM219 123V122H218ZM229 123V122H228ZM258 123V122H257ZM256 123V124H257ZM27 124V123H26ZM35 124V123H34ZM128 124V123H127ZM220 124V123H219ZM227 124V123H226ZM226 124H224V125H226ZM30 125V124H29ZM42 125V124H41ZM66 125V124H65ZM104 125V124H103ZM168 125H169V123H168ZM168 125L167 124H163V122H162V125L161 126H163L164 128L165 127H168ZM171 125V124H170ZM223 125V124H222ZM222 125H221V127H222ZM7 126V127H6ZM10 126H13V128L15 127V129H17V132H18V134L20 135V134H23L24 135V132L26 131L27 132V128H26V126L27 125H25V122H12V123H10ZM34 126V125H33ZM70 126V125H69ZM123 126V125H122ZM126 126V125H125ZM249 126H248V128H249ZM260 126L258 127V129H260ZM65 127V126H64ZM221 127H219V128H221ZM223 127H225V126H223ZM228 127H230V125H228L227 126V129H228ZM11 128V127H10ZM32 128V127H31ZM252 128V127H251ZM251 128H249V130L251 129ZM253 128H254V125H253ZM36 129V128H35ZM63 129V128H62ZM78 129V128H77ZM90 129L91 128H89V127H87V126H85L84 127V133L85 134H87V133H89L90 132ZM108 129V128H107ZM217 129V128H216ZM230 129V128H229ZM238 129H239V127H238ZM237 129V130H238ZM255 129V128H254ZM32 130V129H31ZM34 130V129H33ZM51 130V129H50ZM222 130V129H221ZM221 130H220V132H221ZM241 130L243 131V129L241 128ZM244 130H246V129H244ZM253 130V129H252ZM256 131H257V133H258V130L257 129H255ZM224 131V130H223ZM226 131V130H225ZM230 131V130H229ZM248 131V130H247ZM251 131V130H250ZM260 131H262V128L260 129ZM259 131V132H260ZM25 132V133H26ZM28 132H30V130L28 131ZM78 132V131H77ZM128 132V131H127ZM215 132H216V130H215ZM238 132H239V130H238ZM254 132V131H253ZM36 133V132H35ZM34 133V134H35ZM58 133V132H57ZM65 133V132H64ZM96 133V132H95ZM98 133V132H97ZM109 133V132H108ZM226 133V132H225ZM228 133V132H227ZM226 133V134H227ZM234 133H235V131H234ZM240 133V132H239ZM250 133V132H249ZM256 133V132H255ZM254 133V134H255ZM9 134V135H8ZM100 134V133H99ZM217 134V133H216ZM221 134V133H220ZM241 134H242V132H241ZM241 134H238L237 133V138H238V135H241ZM245 134V133H244ZM243 134V135H244ZM246 134H248V133H246ZM246 134L244 135V137L246 136ZM253 134V133H252ZM258 134H260V133H258ZM18 135V136H19ZM56 135H58V134H56ZM66 135V134H65ZM92 135H93V133H92ZM128 135V134H127ZM219 135V134H218ZM229 135H230V132H229ZM232 135H233V133H232ZM9 136V137H8ZM21 136V135H20ZM215 136H217V135H215ZM215 136H213V137H215ZM220 136V135H219ZM218 136V137H219ZM222 136H223V134H222ZM259 136V135H258ZM257 136V137H258ZM25 137V135L24 136H22V139ZM35 137V136H34ZM96 137L97 136H95V138H94V136H93V140L91 141V142H88L87 144V146L84 144V146L85 147H89V145L91 146V148H89V149H91V151L90 152H92V153H89V155H90V157L89 156H87V158H88V160H86V161H83V162H81L80 163V165H82V169H83V173H84V175L86 176V177H88V179L87 180H89L88 181V183H90V185H84V186H82L81 187V189H80V191L78 192L79 193V201H78V203H77V207L78 208H76L77 210L75 211L74 210V212H73V209L71 210H69L68 208H65L66 210H69V211H72V213H70L69 212V214H66V215H70V214H74V215H77V213H78V216H80V215H88V212L89 213H92L95 209H98V207L96 206V205H98V203L99 202H101L100 201V199H99V201H92L93 199H94V197H91V196H98V194H96L97 192H99V190L98 191H96V189H93L94 187L96 188H98V185L97 186H92L93 184H96V183H98V182H100L102 179H104V178H106L107 176H110L109 174H113V175H115V176H117V179L119 180V181H124L125 179H127L126 177H128L127 175H126V173L125 172H123V171H120V170H116V168H112L113 166H111V169H115V170H113V172L110 170V167L108 166L109 164L107 163V162H109L108 160L107 161H104V155L105 154H110V152H111V150H110V147L108 148V146L107 145H105V144H101V143H99V142H97L98 140V138L96 139ZM212 137V138H213ZM226 137V136H225ZM232 137H234V138H236L235 136H231L230 138H232ZM261 137V136H260ZM260 137H259V140H260ZM263 138H264V136H262ZM262 137H261V140H262ZM32 138V137H31ZM233 138V139H234ZM241 138H243V137H241ZM253 138V137H252ZM25 139V138H24ZM215 139V138H214ZM229 139V138H228ZM244 139H246V138H244ZM12 140V139H11ZM26 140V139H25ZM28 140V139H27ZM30 140V139H29ZM247 140V139H246ZM256 140V139H255ZM258 140V139H257ZM52 141V140H51ZM105 141V140H104ZM207 141V140H206ZM234 141V140H233ZM55 142V141H54ZM158 142V141H157ZM243 142H245L246 143V141L244 140ZM258 142V141H257ZM256 142V143H257ZM33 143V142H32ZM126 143V142H125ZM159 143V142H158ZM219 143V142H218ZM218 143H215V144H218ZM230 143H231V141H230ZM237 143H239V142H237ZM262 143V142H261ZM261 143H257L258 145L260 144V145H262ZM46 144V143H45ZM202 144V143H201ZM212 144H213V146H211V147H214V142H212ZM212 144H210V145H212ZM220 144V143H219ZM239 144H243V143H239ZM247 144V143H246ZM245 144V145H246ZM255 144V143H254ZM254 144H253V146H254ZM263 144H264V142H263ZM50 145V144H49ZM54 145V144H53ZM56 145V144H55ZM203 145V144H202ZM209 145V146H210ZM244 145V147H242V148H244V149H240V150H247V149H249V148H246L247 146H245ZM248 145L250 146L251 144H249L248 143ZM47 146V145H46ZM83 146V147H84ZM156 146V145H155ZM201 146V145H200ZM218 146V145H217ZM222 146H225V145H221V147ZM230 146V145H229ZM240 146H243V145H240ZM251 147V148H253V149H255V151H253V150H251V149H249V150H247V151H245V153L246 152H250L249 154H251V151H252V154L254 153V155H252V156H249L248 154V156L247 157H244V158H242V157H239V160L241 159V160H243L242 161V163L244 162V164H245V166H246V164H248L247 163V161L251 164V169L253 170V173H255L254 175L256 176V178L258 179V181H259V183L258 182H255L253 179H252V177L254 176H252V175H250V172H246V173H249L247 176H249V179H251V181L253 180L254 181V184H256V183H258V190L256 191V193H255V198H254V200H256V205H257V203H259L260 205H259V208L257 209V208H254V209H257L256 211H257V213L255 214V215H251L252 217L250 218V220H249V223H246L247 225L246 226H244L245 227V233H243L242 231V233H243V236H241V237H239V235H238V237H235V236H237V234L238 233H240V232H236L237 234L235 235V232H234V235L235 236H233L232 234V231H231V234L229 233H225V231H223L224 230V227L221 229L220 227H218V228H220V229H217L216 227V229H207V230H205L204 228L202 229V231L201 230H199V232H196V230H195V232H189L188 231V233H185V235H184V244H182V246H179V248L178 249H181V251L183 250V252H184V259H185V261H186V263L187 264H264V154L262 153L263 151H261V153L262 154H255V152L257 151L258 152V150L259 149H261L264 145H262L259 149H258V146L257 147H255L256 146V144H255V146L254 147ZM28 147V146H27ZM112 147V146H111ZM157 147V148H156ZM155 148H154V152H155V160H156V171L158 170V169H160V167H161V163H162V157H163V153L164 152H162V148L160 149L158 146H156ZM210 147V150H212L213 148H211ZM57 148V147H56ZM203 148V147H202ZM214 148H216V147H214ZM218 148V147H217ZM216 148V149H217ZM219 148H220V146H219ZM227 148H230V147H227V146H225V149H227ZM232 148H233V146H232ZM236 148V147H235ZM235 148L233 149V151L235 150ZM256 148L258 149V150H256ZM73 149V148H72ZM84 149V148H83ZM88 149V148H87ZM152 149V148H151ZM185 149V148H184ZM214 150L215 152L216 151H219L220 153L219 154H217L218 152H216V154L218 155L217 157H222V156H224V155H227L226 153L225 154H223L221 151H220V149H217V150ZM236 149H238V148H236ZM28 150V149H27ZM26 150V151H27ZM164 150V149H163ZM186 151H187V148L185 149ZM189 150V149H188ZM205 150V149H204ZM210 150H208V151H210ZM224 150V149H223ZM228 150V149H227ZM240 150H238V151H240ZM25 151V150H24ZM41 151V150H40ZM165 151V150H164ZM173 151V150H172ZM185 151V152H186ZM236 151V150H235ZM34 153H35V151H33ZM33 152L31 153L32 155H33ZM66 152H67V150H66ZM75 152V151H74ZM170 152V151H169ZM185 152H183V153H185ZM190 151H187L186 153V161L184 160V174L182 173L181 175H183L184 176V183L185 182H187L188 183V185L191 187V186H193L194 184H197L198 183V181H197V183H196V181H195V173H194V171H195V166H194V168H193V165L195 164V163H193V162H195V160L193 161V154L191 153V155H190V153H189ZM204 152V151H203ZM203 152H202V154H203ZM223 152H226V150L225 151H223ZM231 152V151H230ZM241 152V151H240ZM256 152V153H257ZM24 153V152H23ZM22 153V154H23ZM26 153H28V152H26ZM25 153V154H26ZM39 153V152H38ZM37 153V154H38ZM79 153V152H78ZM152 153V152H151ZM180 153V152H179ZM189 153V154H188ZM206 153V152H205ZM211 152H208L207 153V155L205 154V157L204 158H206L207 159V163L211 160L210 158V154ZM223 155H222V154ZM227 153H229V152H227ZM233 153V152H232ZM236 153H238V152H236ZM235 153V154H236ZM25 154H24V157H25ZM29 155H30V153H28ZM36 154V153H35ZM34 154V155H35ZM62 154V153H61ZM112 154V153H111ZM114 154V153H113ZM154 154V153H153ZM168 154V153H167ZM215 154V155H216ZM33 155V156H34ZM77 155H79V157L81 158L82 157V154L81 153H79V154H77ZM178 155V154H177ZM200 156H202L201 154H199ZM212 155V154H211ZM215 155H214V157H215ZM222 155V156H221ZM232 155H234V153L232 154ZM244 155V154H243ZM11 156V155H10ZM37 156V155H36ZM52 156V155H51ZM53 156H54V154H53ZM204 156V155H203ZM202 156V157H203ZM213 156V155H212ZM234 156H236V160H238V156H239V154H237V155H234ZM241 156V155H240ZM18 157H20V156H18ZM22 157V156H21ZM23 157V158H24ZM32 157V156H31ZM35 157V156H34ZM38 157H40V156H38ZM68 157H70V155L68 156ZM74 157V156H73ZM78 157V156H77ZM98 157H100L101 158V163L100 164H97V163H95L94 161H92V159H96V158H98ZM151 157V156H150ZM208 157H210V158H208ZM214 157H212V158H214ZM230 157V156H229ZM17 158V157H16ZM33 158V157H32ZM43 158V157H42ZM46 158H47V156H46ZM99 158V159H100ZM154 158V157H153ZM166 158V157H165ZM223 158V157H222ZM222 158H221V160H222ZM225 158H226V156H225ZM231 158H233V156H231ZM230 158V159H231ZM233 158V160H231V162L228 160V163L230 162V163H232L231 165H232V167L234 166L235 167V163H236V165H237V162L235 161V159ZM38 159V158H37ZM36 159V160H37ZM71 159V158H70ZM82 159V158H81ZM80 159V160H81ZM91 159V160H90ZM99 159H98V161H99ZM203 159V158H202ZM206 159H204V160H206ZM210 159V160H209ZM25 160V159H24ZM28 160V159H27ZM40 160V159H39ZM43 160V159H42ZM76 160V159H75ZM80 160H78L79 162H80ZM103 160V161H102ZM106 160V159H105ZM151 160V159H150ZM203 160V161H204ZM214 159H212L211 161H213ZM216 160V159H215ZM225 160V159H224ZM224 160H222L220 163H222L221 165H223V167L221 166V168H220V166H219V164H218V161H220V160H217V161H214L213 163H214V165H216V164H218L217 166H219V167H216V166H211V165H213V164H211L210 165V168H213L214 169V167L215 168H217V172H215L214 170H212V171H214V174L215 173H217V174H215V175H218L219 176V169H221V170H223V168L225 169V168H230V170H228V169H225V171L227 172V173H229L228 175H225V176H232V175H234L233 173V170H232V174H230V172L229 171H231V165H230V163H229V166H225L227 163V161L225 162ZM246 160V161H245ZM22 161H23V159H22ZM35 161V160H34ZM77 161V162H78ZM117 161V160H116ZM209 162V163H212V162ZM233 161V162H232ZM42 162V161H41ZM215 162H217V163H215ZM225 162V165L223 164ZM33 163V162H32ZM38 163H39V161H38ZM43 163V162H42ZM99 163V162H98ZM205 163V162H204ZM209 163H208V166H209ZM233 163H234V165H233ZM239 163H240V161H239ZM238 163V164H239ZM44 164V163H43ZM96 164V165H95ZM120 164V163H119ZM110 165H111V163H110ZM114 165V164H113ZM122 165V164H121ZM203 165H205V164H203ZM41 166V165H40ZM43 166V165H42ZM225 166V167H224ZM240 166V165H239ZM6 167V166H5ZM44 167V166H43ZM48 167V166H47ZM52 167V166H51ZM143 167V166H142ZM198 167V166H197ZM234 167H233V169H234ZM238 167V166H237ZM240 167H242L243 168V166H240ZM36 168V167H35ZM42 168V167H41ZM40 168V169H41ZM50 168V167H49ZM207 169H208V167H206ZM205 168V169H206ZM242 168H237V170L238 169H240L239 170V173L237 172V170H235L234 169V171H236L237 173L236 174H240V175H243L242 173H244V177H246L245 176V169H246V167H244L243 169H244V172H242ZM249 168V167H248ZM38 169V168H37ZM193 169H194V171H193ZM203 170H204V168H202ZM251 169H248V170H250L251 171ZM26 170V169H25ZM39 170V169H38ZM155 170V169H154ZM199 170V169H198ZM34 171V170H33ZM33 171H30V172H33ZM37 170H35V172H36ZM159 171V170H158ZM183 171V170H182ZM206 171V173H208L207 172V170H205ZM204 171V172H205ZM224 170H223V172H225ZM242 173H241V172ZM246 171H247V169H246ZM38 172V173H39ZM155 172V171H154ZM204 172H202L201 174H200V172H197L196 174H199V176L198 175H196V177L198 178V179H202V177H200V175H203L204 176V174L206 175V173H204ZM209 172H211L210 170H209ZM225 172V173H226ZM26 174L28 173V172H25ZM156 173V175H157V172H155ZM160 173V172H159ZM204 173V174H203ZM213 173V172H212ZM221 173H222V171H221ZM226 173V174H227ZM253 173H251V174H253ZM25 174V175H26ZM37 174V173H36ZM74 174V173H73ZM214 174H212L211 175V173H210V175H211V177H209V174H207L208 176V178L209 179H206V177H204L203 179H206V181L208 182V183H212L213 184V182H215V181H213L214 179H215V177H212V176H215ZM235 174V175H236ZM24 175V174H23ZM23 175H20V176H22L23 177ZM27 175H31V173L30 174H27ZM221 175V174H220ZM16 176H18V174H16ZM19 176V177H20ZM32 176H34V175H32ZM72 176V175H71ZM74 176V175H73ZM223 176H224V173H223ZM31 177V176H30ZM29 177V178H30ZM35 177H36V175H35ZM35 177H31V178H35ZM200 177V178H199ZM217 177V176H216ZM220 177V176H219ZM221 177H222V175H221ZM226 177V178H227ZM228 177V178H229ZM233 177V176H232ZM231 177V178H232ZM235 177H240V176H235ZM242 177V176H241ZM251 177V178H250ZM17 178V179H16ZM155 178H157L156 176H155ZM159 178V177H158ZM181 178H182V176H181ZM180 178V179H181ZM210 178H213L212 179V182L210 181L211 179ZM226 178L224 177L223 179H225L226 180ZM228 178H227V180L226 181H228ZM247 178V177H246ZM202 179V180H203ZM218 179V181H219V178H217ZM217 179H215V180H217ZM230 179V178H229ZM234 179V178H233ZM27 180H29V179H27ZM209 180V181H208ZM221 180V179H220ZM237 180V179H236ZM247 180V179H246ZM179 181V180H178ZM181 181H182V179H181ZM226 181H224L223 180V183H225ZM183 182V181H182ZM203 182V184L205 183L204 181H202ZM220 182V181H219ZM222 182V181H221ZM244 182V181H243ZM243 182H241V183H243ZM179 183H180V181H179ZM183 183V184H184ZM200 181H199V185H200ZM216 183V182H215ZM250 183V182H249ZM113 183H109V184H106V185H101V186H99V188H105V191L106 192H109V193H114V191H113V187H114V185H112ZM118 184V183H117ZM233 184V183H232ZM238 184V183H237ZM197 186L198 188H200V186ZM215 185V184H214ZM224 185V184H223ZM230 185V184H229ZM234 185V184H233ZM123 186V185H122ZM177 186V185H176ZM179 186V185H178ZM184 186H185V184H184ZM183 186V187H184ZM187 186V185H186ZM185 186V187H186ZM196 186V185H195ZM201 186H202V184H201ZM226 186V185H225ZM254 186V185H253ZM205 187V186H204ZM237 187V186H236ZM256 187H257V184H256ZM20 189V191L21 192H19L18 194L16 193V192H14L16 189ZM179 188V187H178ZM235 188V187H234ZM254 188V187H253ZM66 189V190H65ZM186 189H188V188H186ZM185 189V190H186ZM191 189V188H190ZM192 189H193V187H192ZM214 189V188H213ZM222 189V188H221ZM229 189V188H228ZM255 189V188H254ZM59 190H63V191H65L64 193L63 192H61L60 193V191ZM133 190V189H132ZM139 190V189H138ZM196 190V189H195ZM200 190V189H199ZM37 192V193H43V194H45V195H43L44 197H45V199H47L48 201H49V203H48V205H45V203L44 204H40L39 202V199L42 197V195H40L38 198L36 197V199H34L33 197L34 196H31V192ZM68 191V190H67ZM71 191V190H70ZM135 191V190H134ZM188 191V190H187ZM192 191V190H191ZM193 191H194V189H193ZM248 191V190H247ZM75 192V191H74ZM103 193H104V191H102ZM137 192V191H136ZM36 193V194H37ZM175 193H176V190H175ZM187 193V192H186ZM196 193V192H195ZM246 193V192H245ZM251 193H253V192H251ZM99 194H100V192H99ZM182 194V193H181ZM188 194V193H187ZM191 194H192V192H191ZM114 195H115V193H114ZM141 195V194H140ZM172 195V194H171ZM189 195H190V193H189ZM198 194H194V196H197ZM246 195V194H245ZM110 196V195H109ZM109 196H108V199H105L104 197V199H102L101 198V200H105V201H111L112 199H110L109 198ZM168 196V195H167ZM186 196H188V195H186ZM194 196H192L191 195V198H193ZM224 196V195H223ZM247 196V195H246ZM251 196V195H250ZM10 197V196H9ZM111 197V196H110ZM174 197H176V196H174ZM190 197V196H189ZM188 197V198H189ZM91 198H93L92 200H91ZM96 198V197H95ZM98 198V197H97ZM118 198V197H117ZM172 198H173V196H172ZM184 198H185V196H184ZM187 198V197H186ZM186 198H185V200H186ZM197 198H199L198 196H197ZM253 198V197H252ZM41 199H43V197L41 198ZM66 199V198H65ZM193 199H196V198H193ZM233 199V198H232ZM8 200V199H7ZM62 200H64V199H62ZM96 200V199H95ZM115 200V199H114ZM231 200V199H230ZM4 202H5V200H3ZM46 201V200H45ZM172 201V200H171ZM189 201V202H188ZM188 201H185L186 203L188 202V204H185V206L186 207H184L185 209H184V212L182 211L181 212V210H177V212L175 213L176 214V218H177V220L180 222V223H184V225H187V224H189L190 225V223H193V222H195V221H199V223H201V219H203L202 218V215L200 214V211L202 210H198L196 207V205L194 206L193 204H191L190 203V201H191V199L190 200H188ZM195 201V200H194ZM193 201V202H194ZM200 201V199L197 201V204L198 205H200L201 203H198ZM228 201V200H227ZM250 201H252L251 199H250ZM7 202H10V200L9 201H7ZM14 202V201H13ZM80 202H83V203H80ZM108 202V203H109ZM196 202V201H195ZM195 202H194V204H195ZM203 202V201H202ZM11 203V202H10ZM14 203H16V202H14ZM46 203V204H47ZM112 203V202H111ZM169 203V202H168ZM168 203H166V206H167V204ZM253 203V202H252ZM254 203V204H255ZM2 204H4V203H1V201H0V216H1V218H0V220L1 219H3L2 218V215H3V213L1 214V212L3 211V209H2V207H4V206H2ZM105 204V203H104ZM110 204V203H109ZM184 204V203H183ZM204 204V203H203ZM230 204V203H229ZM100 205V204H99ZM171 205V204H170ZM219 205V204H218ZM8 206H9V204L7 205V208H8ZM13 206V205H12ZM64 206V205H63ZM82 207L81 209L79 208V207ZM176 206V205H175ZM203 206V205H202ZM206 206V205H205ZM208 206V205H207ZM253 206V205H252ZM255 206V205H254ZM253 206V207H254ZM258 206V205H257ZM11 208V207H10ZM10 208H8V209H10ZM173 208V207H172ZM200 208V207H199ZM231 208V207H230ZM4 209H5V207H4ZM183 209V208H182ZM204 209H206V207L204 208ZM250 209V208H249ZM253 209V208H252ZM99 210V209H98ZM173 210H174V208H173ZM172 210V211H173ZM5 211V210H4ZM171 211V210H170ZM206 211V210H205ZM205 211H203L202 210V214H204L203 212H205ZM251 211V210H250ZM256 211H254V212H256ZM7 212H8V210H7ZM36 212V211H35ZM101 212V211H100ZM105 212V211H104ZM252 213H253V210L251 211ZM19 213H22L23 214V212H19ZM27 213H28V211H27ZM30 213V212H29ZM38 213H39V211H38ZM43 213L44 212H42L41 214L43 215ZM174 213V212H173ZM32 214V213H31ZM40 214V215H41ZM206 215L208 214L207 212L205 213ZM204 214V215H205ZM8 215H10V214H8ZM204 215H203V217H204ZM24 216H28L27 214H25ZM30 216V215H29ZM28 216V217H29ZM247 216V215H246ZM249 216H250V214H249ZM5 217V216H4ZM21 217V216H20ZM28 217H27V220H28ZM205 217H208V216H205ZM204 217V218H205ZM9 218V217H8ZM244 218H245V216H244ZM26 219V218H25ZM24 219V220H25ZM207 219V218H206ZM248 219V218H247ZM246 219V220H247ZM4 220H5V218H4ZM9 220V219H8ZM21 220H23V219H21ZM20 220V221H21ZM33 220V219H32ZM32 220H30V221H32ZM3 221V220H2ZM6 221V220H5ZM29 221V222H30ZM177 221V222H178ZM204 221V220H203ZM21 222H23V221H21ZM27 222V221H26ZM73 222H75V221H73ZM106 222V221H105ZM0 223H2V222H0ZM3 223H5V222H3ZM33 223V222H32ZM37 223V222H36ZM76 223V222H75ZM87 223V222H86ZM29 224H31V222L29 223ZM65 224V225H66ZM78 224V223H77ZM77 224H76V226H77ZM64 225V224H63ZM79 225V224H78ZM85 225V224H84ZM87 225V224H86ZM183 225V224H182ZM29 226V225H28ZM31 226H32V224H31ZM30 227V226H29ZM82 227V226H81ZM187 227V226H186ZM190 227V226H189ZM233 227V226H232ZM238 227H240V226H238ZM243 227V228H244ZM32 228V227H31ZM105 228V227H104ZM243 228H241V229H243ZM30 229V228H29ZM89 229V231H86V230H88ZM98 229V228H97ZM186 229V228H185ZM236 229H237V227H236ZM62 230H63V228H62ZM76 230V229H75ZM99 230V229H98ZM109 230V229H108ZM127 230V229H126ZM235 230V229H234ZM238 230V229H237ZM243 230V231H244ZM37 231V230H36ZM45 233H50V232H53L54 234H56V235H59V236H55L54 237V239L56 238L57 239V243H59L58 244V246H59V248H51L50 249V247L51 246H49V247H45V250L43 249L44 248V246L42 245V243H41V240L39 239V238H41V237H44L45 236V234H44V232ZM76 231H78V230H76ZM101 231V230H100ZM105 231V230H104ZM112 231V230H111ZM226 231H228V230H226ZM236 231V230H235ZM23 232V231H22ZM25 232V231H24ZM59 232H60V234H59ZM70 232V231H69ZM229 232V231H228ZM87 233V234H86ZM113 233V232H112ZM138 233V232H137ZM73 234V233H72ZM128 234H130V233H128ZM127 234V236H129ZM24 235V234H23ZM22 235V236H23ZM33 235V234H32ZM60 235H61V237H60ZM137 235V234H136ZM162 235V234H161ZM242 235V234H241ZM25 236V235H24ZM23 236V237H24ZM77 237H78V235H77ZM160 237V236H159ZM163 237V236H162ZM180 237V236H179ZM66 238V237H65ZM68 238H70V237H68ZM125 238V237H124ZM164 238V237H163ZM17 239V238H16ZM23 239V238H22ZM148 239V238H147ZM160 240H161V238H159ZM71 240V239H70ZM78 240V239H77ZM112 240V239H111ZM159 240V241H160ZM164 240V239H163ZM16 241V240H15ZM102 241V242H103ZM120 241V240H119ZM119 241H112V242H119ZM133 241V240H132ZM162 241V240H161ZM166 241V240H165ZM13 242V241H12ZM43 242V241H42ZM124 242V241H123ZM122 242V243H123ZM142 242V241H141ZM155 242V241H154ZM167 242V241H166ZM99 243V242H98ZM121 243V244H122ZM160 243V242H159ZM162 243V242H161ZM160 243V244H161ZM171 243V242H170ZM44 244V243H43ZM50 244V243H49ZM107 244V243H106ZM165 245H166V243H164ZM45 245V244H44ZM47 245V244H46ZM111 245V244H110ZM118 245V244H117ZM169 245V244H168ZM167 245V246H168ZM173 245V244H172ZM43 246V247H42ZM88 246H89V248H88ZM119 246V248H120V245H118ZM117 246V247H118ZM8 247V246H7ZM11 247V246H10ZM71 247V246H70ZM123 246H121V248H122ZM40 248L41 249H43L42 251L40 250ZM154 248V247H153ZM170 248V247H169ZM1 249V248H0ZM10 249V248H9ZM114 249L116 250V249H118V248H115L114 247ZM123 249H124V247H123ZM177 249V250H178ZM3 250V249H2ZM170 250V249H169ZM5 251H6V249H5ZM120 251V250H119ZM164 251V250H163ZM180 251V252H181ZM88 252V255H84V253L86 254ZM91 252V253H90ZM118 251H115V253H117ZM121 252V251H120ZM120 252H118V253H120ZM123 252V251H122ZM170 252V251H169ZM169 252H168V254H169ZM7 253V252H6ZM9 253V252H8ZM163 253V252H162ZM166 254V253H165ZM118 255V254H117ZM124 255H125V252H124ZM183 255V254H182ZM10 256V255H9ZM115 256H116V254H115ZM160 256V255H159ZM168 256V255H167ZM10 258V257H9ZM124 258H126L125 256H124ZM123 258V259H124ZM3 259V258H2ZM119 259H122V255H121V253L119 254ZM118 259V260H119ZM166 259V258H165ZM164 259V260H165ZM97 260V259H96ZM105 260H107V259H105ZM126 260V259H125ZM173 260V259H172ZM176 260V259H175ZM124 261V260H123ZM123 261H121V262H123ZM125 262V261H124ZM8 263V262H7ZM98 263V262H97ZM104 263V262H103ZM159 263V262H158ZM1 264H3V262L1 263ZM93 264H94V262H93ZM96 264V263H95ZM99 264V263H98ZM100 264H102V263H100ZM109 264V263H108ZM121 264V263H120ZM123 264V263H122ZM176 264V263H175Z\"/></svg>",
	"mask_w": 264,
	"mask_h": 264
}]
</instances>
